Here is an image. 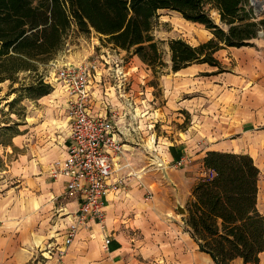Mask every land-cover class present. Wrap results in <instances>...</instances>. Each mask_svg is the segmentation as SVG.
<instances>
[{
    "label": "crops",
    "instance_id": "0c3cea01",
    "mask_svg": "<svg viewBox=\"0 0 264 264\" xmlns=\"http://www.w3.org/2000/svg\"><path fill=\"white\" fill-rule=\"evenodd\" d=\"M250 43L216 51L221 72L206 63L170 70L181 76L176 81L179 87L174 88L172 80L169 86L164 81L166 102L162 107H154L155 102L135 106L136 96L125 87V71V83L114 73L118 83L105 76L102 82L100 70L90 78L92 111L109 116L110 109L116 111L111 118L117 125L115 137L122 143L121 156L115 161L116 175L128 177L119 191L105 196L104 227L89 222L79 228L67 246L66 264H215L199 249L185 224L192 188L206 174V151L252 157L259 169L257 210L264 216V31ZM182 114L186 127L175 131L178 137L173 141L151 129L166 126L170 119L181 123ZM141 126L155 138L152 148L136 146L139 143L133 133ZM64 141L60 150L46 154L39 175L33 174L35 166L30 164L28 177L23 174L7 186L0 180V264H28L34 252L47 264H56L55 251L78 206L76 199L65 197L64 177L53 179L48 172L49 163L65 154L68 133ZM137 149L151 169L141 179ZM182 154L190 155L191 162L175 167ZM18 164H5L8 168L3 171L21 176ZM147 193L151 196L145 197ZM179 207L184 215L178 213ZM259 258L258 264H264V250ZM231 264L244 263L235 258Z\"/></svg>",
    "mask_w": 264,
    "mask_h": 264
},
{
    "label": "trees",
    "instance_id": "16d2710c",
    "mask_svg": "<svg viewBox=\"0 0 264 264\" xmlns=\"http://www.w3.org/2000/svg\"><path fill=\"white\" fill-rule=\"evenodd\" d=\"M210 9L219 14L218 23ZM163 10L202 25L210 38L195 45L181 37L168 39L170 64L163 62L152 31ZM72 27L136 54L153 72L166 66L176 72L195 63L221 72L215 52L252 45L250 41L264 31V17L254 13L250 0H0V83H14L16 73L36 72V62L52 60ZM50 91L48 83L39 81L29 86L28 95L39 98ZM203 167L206 174L192 188L186 208L191 237L215 264H231L235 258L258 264L264 250V216L257 210L258 167L247 153L217 150L206 151Z\"/></svg>",
    "mask_w": 264,
    "mask_h": 264
},
{
    "label": "rangeland",
    "instance_id": "374dc122",
    "mask_svg": "<svg viewBox=\"0 0 264 264\" xmlns=\"http://www.w3.org/2000/svg\"><path fill=\"white\" fill-rule=\"evenodd\" d=\"M261 1L264 6V0ZM209 12L217 22L219 17L217 12L214 9H210ZM158 16L152 31L159 41L163 62L170 64L168 39L181 37L195 45L211 36V32L202 25L185 20L179 13L163 10L159 12ZM119 59L122 60L123 71L127 73L126 77H128V81L125 83L126 90H130L131 94L136 96L135 106L145 105L148 107V104L153 105L152 102H155L154 107L165 106V80L167 85L172 80L171 85L174 88L179 87L176 81L181 76L173 75L169 66L157 67L153 72L136 54L132 55L120 48H113L105 41H101L96 33L91 32L87 35L78 33L74 27L66 32L63 46L52 60L42 63L36 62V72L21 71L16 73L14 83L9 80L0 83V180L6 183L5 186L12 184L15 178H23V174L28 177L27 167L30 164L35 166L33 174L39 175L38 170L45 162L46 154L52 152L53 149L60 150V146L65 143L70 122L68 112L65 109L68 95L62 89L60 80H56L57 67L67 63L78 64L95 60L100 65L102 82H104L105 76L111 83H118L119 79L117 80L111 73H114L115 70L114 62L119 61ZM39 81L48 83L51 91L39 98L29 96V86L37 85ZM14 98L15 101L11 103ZM159 115V111H156V116ZM181 117V123L170 119L166 121V126L158 125L157 128L151 129H156L160 134L162 131V134H167V140L173 141L178 137L175 131L186 127L184 114ZM144 129L141 126L136 128L135 133H133L134 138L138 139L137 142L139 143L136 146H139L141 150L144 147L152 148L155 143V138L149 136L148 128ZM136 154L138 157L136 161L140 170L138 177L141 179L151 169H148L150 167L147 166L144 154L138 149ZM18 162L22 167L21 176L17 173H11L12 170L10 173L3 171V169L8 168L5 164L12 167L19 165ZM2 175L3 177H1ZM117 175L119 176V174ZM122 176L128 177L124 174ZM146 196H151V193H147ZM28 264L47 263L41 259L39 252H34Z\"/></svg>",
    "mask_w": 264,
    "mask_h": 264
},
{
    "label": "built area",
    "instance_id": "2783aa9c",
    "mask_svg": "<svg viewBox=\"0 0 264 264\" xmlns=\"http://www.w3.org/2000/svg\"><path fill=\"white\" fill-rule=\"evenodd\" d=\"M115 76L125 83L122 60L115 61ZM99 64L88 61L78 64H63L57 67L56 80H60L67 99L65 109L70 118L68 146L63 157L48 165L50 177H64L65 196L78 201L73 220L65 229L62 244L55 251V263L64 261L67 246L72 243L77 231L89 222H97L104 227V199L110 192L119 191L125 182L124 176L116 175L115 161L121 156L122 143L116 139L117 125L111 117L116 111L95 113L91 109L92 97L89 92L90 78L97 75ZM191 162L190 155L182 156L174 162L175 167ZM106 239L104 246L108 244Z\"/></svg>",
    "mask_w": 264,
    "mask_h": 264
},
{
    "label": "water",
    "instance_id": "95a60500",
    "mask_svg": "<svg viewBox=\"0 0 264 264\" xmlns=\"http://www.w3.org/2000/svg\"><path fill=\"white\" fill-rule=\"evenodd\" d=\"M250 3L254 8V13H256L260 17H264V6L262 5V1L261 0H250ZM218 22H219V17H218L217 23ZM177 211L178 213L184 215L185 210L182 209L181 207L177 208Z\"/></svg>",
    "mask_w": 264,
    "mask_h": 264
},
{
    "label": "bare ground",
    "instance_id": "6f19581e",
    "mask_svg": "<svg viewBox=\"0 0 264 264\" xmlns=\"http://www.w3.org/2000/svg\"><path fill=\"white\" fill-rule=\"evenodd\" d=\"M263 5V4H262Z\"/></svg>",
    "mask_w": 264,
    "mask_h": 264
}]
</instances>
